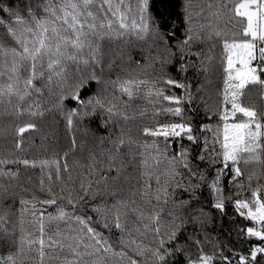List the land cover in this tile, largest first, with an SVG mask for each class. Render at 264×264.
I'll use <instances>...</instances> for the list:
<instances>
[{
	"label": "snow or ice",
	"instance_id": "1",
	"mask_svg": "<svg viewBox=\"0 0 264 264\" xmlns=\"http://www.w3.org/2000/svg\"><path fill=\"white\" fill-rule=\"evenodd\" d=\"M155 3L0 7V264H264V0H176L167 13ZM177 53L178 72L203 73L197 94L222 69L219 120L200 125L202 145L181 107L191 85L167 73ZM125 60L136 67L113 75ZM36 134L47 154L21 156ZM202 187L212 208L225 213L227 199L250 222L237 231L247 251L205 250L210 213L190 210Z\"/></svg>",
	"mask_w": 264,
	"mask_h": 264
},
{
	"label": "trees",
	"instance_id": "2",
	"mask_svg": "<svg viewBox=\"0 0 264 264\" xmlns=\"http://www.w3.org/2000/svg\"><path fill=\"white\" fill-rule=\"evenodd\" d=\"M29 2L36 3V0H0V7L2 6H10L13 8L21 7L22 5H27ZM176 4V0H156L155 3V12L163 11L167 13L168 11H175L179 12V8L175 7L173 9V5ZM179 23V22H178ZM180 33H178L179 35ZM146 47V46H145ZM222 49L217 48V50L213 53L215 57H217V60L214 61V64L218 67V58L220 56ZM129 52L132 55L133 60H138L141 58V52H140V45L137 43L135 45L129 46ZM117 64L119 66L115 67L113 69V75H115L116 72L121 71V67L123 68H130L134 69L136 65L134 63H129L127 60L123 62L121 65L120 61H117ZM179 64V53H177L176 57L174 58V62L170 63L166 66L168 75L172 76L173 78L177 79L178 81L184 82L186 84L191 85V91L194 94V100L191 105V109L189 108L188 101L185 98L182 103L181 107L183 108V116L184 121L189 122L194 126L195 132L198 136H201V145L203 143L202 134L200 133V125L201 124H211L213 128H215L219 117L215 114L218 106V96H217V89L222 87V69H219L218 72H214L211 76L212 79V85L211 87L205 86V90L197 94L196 93V86L200 83H203V73L197 74L196 71L192 68H189L187 73H181L177 71V65ZM93 90L95 88L93 87ZM167 94L169 95H176V96H182L185 94L184 89L180 88H174L172 86H168L167 88ZM201 95L203 96V100H201ZM136 103L144 105L146 102L144 100H137ZM167 104L168 102H164ZM207 103L208 106L212 109L210 113L206 114L204 104ZM72 106V105H69ZM175 106V105H173ZM211 116V119L209 118ZM162 120L167 119L174 122H180L181 118L176 116H167V117H161ZM87 123V122H86ZM93 128H95V124L92 125ZM103 133V130H100L101 134ZM208 135L209 139L212 137V133H205ZM59 136H60V142L67 146V139L65 138V134L62 130V125L60 126L59 130ZM78 142L81 138H83L82 132L77 133ZM90 141V138H89ZM48 143H52L53 141L49 139L47 141ZM3 139L0 138V147L3 146ZM184 145L187 146L189 142L185 139L183 141ZM41 145V139L40 135L36 134L34 136L33 143L26 142L25 143V152H21V156H28V158H31L32 156H43L46 155L43 151V149L40 147ZM91 143L88 144V147H91ZM180 147L179 144H174L173 150H178ZM192 153L193 155L196 154V146H192ZM87 154L86 152L84 153ZM80 156V149L79 146L77 148V157ZM71 162V161H70ZM201 167H204V165H201ZM209 179L211 178V175H214V172L212 170V167L209 166ZM39 170H35L34 178L38 176ZM255 184V181L253 182ZM222 188H223V194L227 198L229 196V193H235L236 189L234 186L230 187L227 182V177L222 181ZM184 199H188V193L183 194ZM199 208H203L206 212L210 213L211 219L210 222L206 223L205 225V231L209 234L210 242L206 244L205 250L208 252L212 251V243L219 241L220 243L224 244L227 243L233 247L241 248L245 251H247L248 248V242L245 241L243 244H241L240 241L237 240V231L242 226H250V222L243 221L234 211L232 207V203L229 200H225V213H220L218 210L211 207V194L209 190L206 187H202L200 189H197L196 191V199H194L191 203V209L190 210H196ZM191 229V225L189 226ZM115 240V237H113ZM201 239H203V236H201ZM252 243H260L259 241H256L255 238H251Z\"/></svg>",
	"mask_w": 264,
	"mask_h": 264
}]
</instances>
